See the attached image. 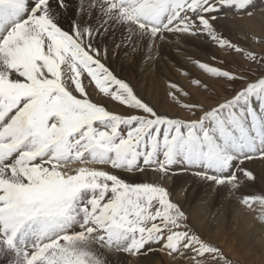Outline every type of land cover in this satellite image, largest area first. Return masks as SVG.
<instances>
[{"label":"snow or ice","instance_id":"snow-or-ice-1","mask_svg":"<svg viewBox=\"0 0 264 264\" xmlns=\"http://www.w3.org/2000/svg\"><path fill=\"white\" fill-rule=\"evenodd\" d=\"M77 2L0 0V258L113 264L158 249L185 264H233L166 182L183 174L226 193L264 226V190L243 191L257 179L245 165H264V74L248 79L264 54L221 30L230 17H251L253 0ZM170 37L206 38L242 56L239 72L193 62L221 87H242L220 97L191 79L216 97L205 106L169 82V99L188 113L181 118L157 111L106 64V40L151 58ZM111 102L127 111L109 110Z\"/></svg>","mask_w":264,"mask_h":264},{"label":"bare ground","instance_id":"bare-ground-1","mask_svg":"<svg viewBox=\"0 0 264 264\" xmlns=\"http://www.w3.org/2000/svg\"><path fill=\"white\" fill-rule=\"evenodd\" d=\"M90 3H91V0H83V6L86 9ZM75 6L76 7L81 6L79 0ZM261 6H264V0H253V7H261ZM261 14L262 13H257V12L255 15L253 14L254 15L253 19L250 22H249L250 19H248L249 18L248 16H247L248 18L246 17L243 18L242 20H240V23L242 22L241 26L244 24L245 25L254 24L257 27V29L260 31V29L263 27L262 21L259 17ZM226 22H229V19ZM234 25H236V23ZM237 25L239 24L237 23ZM239 30H241V28ZM120 37H121V32L117 30L115 32L116 43H119ZM201 39H193L190 37H179V38L170 37L167 41L163 42L158 48L152 49L151 58H149L147 54V50L143 48L140 49V51H142V54L138 56L135 53H138L139 50L133 51L131 47L121 48L119 50H116L115 45L111 42V40H106L105 43H107L109 47L108 54L110 56V61L112 65L115 64L113 60L114 55H116L117 53H121L124 59L122 61V65L121 64L120 65L125 75L126 73H129V74L132 73L136 78H141L142 81L146 79L148 81V84L151 86V85H156V83L159 82V80L155 78H160L163 76H170V75L171 76L174 75V77L178 76L179 73L176 71V69L178 66L182 65L181 59L183 56V52L187 50H190L193 52L194 49L196 48L197 49L195 51L204 49V46H206V44L203 45L202 44L203 41H201ZM187 52L186 54H188ZM194 52L192 54H194ZM132 53L133 55L135 54L134 56H137L138 59H135L133 57L131 58L130 55H132ZM223 53L224 52L222 51V54ZM138 92L141 95L145 96V98H147L146 96L150 97L148 93L144 94L140 89ZM152 98L155 101L160 99L159 97H156V95L155 97H152ZM158 102H160V100ZM109 105H112V104L109 103ZM173 110L174 109H172V111ZM175 111L177 112L176 114L179 113L177 109ZM245 166L254 170L257 179H256L255 184L251 185L249 188L243 189V191L254 192L257 194L259 191L264 190V165H261L259 162H257L253 164H246ZM148 179L155 181L157 180V177L153 175L152 173H149ZM166 183L168 187L171 186V190L173 192L174 191L177 192V199L181 205H184L186 203L189 204V208H187V210L190 214V219L192 220V222H194L195 226H197L198 229L209 231L211 233L210 238H212V240L215 242H220L224 250L227 253L232 254L237 259H240V257L238 256V254H236V251L242 250L238 246L237 235L242 238L241 245L243 246V248L245 247L248 249V247L250 246L251 247H254L256 245L260 246V248L263 250L262 255H259L258 253L257 256L253 259H251L250 257H245V258L248 261L246 262L247 264H263L264 262V259H263L264 257V226H262L257 221L256 213L253 215L251 212L237 210L235 201L231 200L230 198H227L226 193L222 192L216 195H212L211 190L205 184L197 182L188 176H184L183 174H178L174 176L170 181H167ZM206 227H208V230ZM229 227H232L233 229L232 233L236 234L234 235L233 238H231V242H230L231 245H227L226 244L227 238H224L226 233H230L228 232ZM159 252L150 253L146 256H140L138 258L128 257L126 255H120L118 258V261L115 257L114 258L116 260L115 259L114 260L116 262H114L113 260L112 261H113V264L114 263L116 264H176V263H171L173 260L170 259V257L167 256L166 253L161 252V251Z\"/></svg>","mask_w":264,"mask_h":264},{"label":"rangeland","instance_id":"rangeland-1","mask_svg":"<svg viewBox=\"0 0 264 264\" xmlns=\"http://www.w3.org/2000/svg\"><path fill=\"white\" fill-rule=\"evenodd\" d=\"M249 10L252 11L254 15L256 14V12L257 13H262L259 16L260 19H261V21H262V26H263L260 29V31L257 29V27L254 24H250V25H248V24L245 25L244 24V25H242L243 27L241 26L242 22L240 23V20H242L245 17L248 18L246 15L245 16H242V17H238V18L237 17H230L229 18V22H226L227 25L224 23L221 26V30L223 32V35L226 38L230 39L235 44L239 45L241 48L252 50V51L256 52L258 55H261V54H264V6H261V7H253L251 9H249ZM254 11H256V12H254ZM254 15H252L251 17L248 18V19H250L249 22L252 21ZM236 20H238V21H236ZM232 21L234 22V24L236 23V25H234ZM253 22H254V20H253ZM237 23L239 25H237ZM231 24H233V25H231ZM240 28H241L242 31L239 30ZM254 30H256V31H254ZM201 41H203L202 42L203 45L206 44V46H204V49H201L199 51H195L197 49L196 48V49H194L195 52L193 51L194 54H192L193 52L190 51V50H187L188 52L187 51L183 52V56H182V59H181V64L182 65L181 66H178L177 69H176V71L179 73L178 76H175L174 77V75L173 76L170 75V76H163V77H160V78H155V79H158L159 80V82H157L156 85H151L150 86L148 84V81L146 79L142 81L141 78H136L132 73H130V74L129 73H126V75H125V73L123 72V70L121 68L122 61L124 59L121 53H117L118 54V55L116 54L117 56L114 55V57H113L114 59L113 60H114V63L115 64H113V65H112V63L110 61V56L108 54V58H107L106 64H107V66L110 67V69L112 71H114V73L119 78H121V79L125 80L126 82L130 83L134 87V89L137 91V93L139 95H141L138 92L139 89H140L144 94H147L148 93V95H150V97L151 96L152 97H155V95H156V97H159L160 99H158V100L155 101V100H153L152 97L150 98L149 96H146L147 98H145V96L141 95L147 102H149L153 107H155V109L157 111L159 110V111H162V112H166L168 115L171 116V114L174 115V114L177 113L175 111L177 109L179 111V113H180V115L178 113L179 117L186 118L188 116V113H186L185 111H183L178 105H175L169 99V97L167 95L169 82H173V83H176V84L180 85L181 87H183V89L185 91H188V92H190L192 94V99L193 100L202 101V102L205 103V106H208L209 103L211 104V103L215 102L216 97H212L211 99H209L208 94L206 92H204L203 90L196 91V89L194 88V86L191 85V79L199 78L201 81L206 82V83H208L210 85H213L214 86V89L213 90L216 91V92H218L220 97H230L233 94L231 91L224 90L226 88L239 89L240 87H242V84L239 81H237L233 85H226L225 84V85H223V87H221V83L222 82H218L215 79H211L206 74L202 73V71L193 63L194 61L204 62V63L209 64L210 66H217V67H220L222 69H228V70H233V71H237V72L242 71L243 68L248 67V65L245 63L244 59L242 58V56L237 55L233 51H230V50H222L224 52L222 54L221 49H219L218 46H216L210 40H208L206 38H202ZM210 43H211V45H210ZM186 52L188 54H186ZM135 54L138 55V56H140L142 54V51L139 50L138 53H135ZM191 54H192V56H191ZM134 55L132 53V55H130L131 58L133 57L135 59H138V57L137 56H134ZM188 57H190V58H188ZM254 67H255L254 74L248 75L246 73V75H248V79L249 80H253V79H255L256 76H259L261 74H264V66H254ZM185 73H187L188 75H185ZM203 77L206 78V79H204ZM85 83H87V81H85ZM162 99H163V101H162ZM159 100H160V102H158ZM110 104H112L113 106L108 104L107 107L109 108V110L115 111L117 113H123V112H126L127 111V109L124 106L118 105L116 102H113V103H110ZM172 109H174L173 110L174 113H173ZM169 190H170V193H171L172 200L178 202L177 192H175V191L173 192L171 190V186H169ZM260 192L261 191H259L257 194H259ZM181 207L184 209V211L190 217V214H189V212L187 210V208H189V204L186 203L184 205H181ZM252 214L254 215L255 213H252ZM190 222H192L191 219H190ZM206 228L208 230V227H206ZM196 230L198 231V233L204 239L210 240L213 243L218 244V246L221 245L220 242H215V241L212 240V238H210V236H211L210 234L211 233L209 231H205V230H202V229H198L197 226H196ZM228 232H230V233H226V235H225L224 238H227L226 239V244L227 245H231L230 244L231 238H233L234 235H236V234L235 233H232L233 232L232 227H229L228 228ZM237 242H238V246L243 250V251L242 250H237L236 251V254H238V256L240 257V259L235 258L232 254L227 253L224 250L225 253L227 254L228 258L233 262V264H247L246 262H248V261L246 260L245 257H250L251 259H253V258H255L257 256L258 253H259V255H262L263 254V250L260 248V246H257V245L254 246V247H251L250 246V247H248V249L245 248V247L243 248V246L241 245L242 244V238L240 236H238V235H237ZM220 247L223 248L222 245ZM154 248H156V246H154ZM260 249H261V251H260ZM155 252L158 253L159 250L157 249L156 251H153L152 253H155ZM135 258H138V257H135ZM110 259H112L114 262H116L115 261L116 259L114 257H110ZM263 259H264V257H263ZM175 261H172L171 263L185 264V261L182 260V259H177ZM0 264H7V260L5 258H0ZM114 264H116V263H114ZM263 264H264V262H263Z\"/></svg>","mask_w":264,"mask_h":264}]
</instances>
